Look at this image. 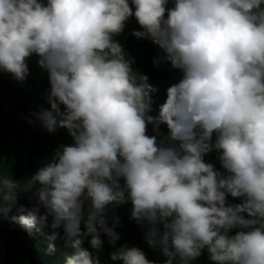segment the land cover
Instances as JSON below:
<instances>
[{
	"label": "clouds",
	"instance_id": "obj_1",
	"mask_svg": "<svg viewBox=\"0 0 264 264\" xmlns=\"http://www.w3.org/2000/svg\"><path fill=\"white\" fill-rule=\"evenodd\" d=\"M168 3L0 0V70L23 82L36 55L50 108L30 116L73 141L29 179L0 176V214L15 206L26 215L12 219L26 230L62 229L74 249L66 264H100L83 243L100 250L103 234L115 244L110 206L128 201L129 219L147 226L164 264H193L204 249L214 264H264V0ZM129 17L142 29L133 37L162 49L153 65L182 72L156 116L148 115L156 89L113 39ZM161 124L168 133L159 141L146 134L152 125L159 135ZM213 150L225 175L204 161ZM229 195L241 203L227 204ZM110 258L154 264L135 246Z\"/></svg>",
	"mask_w": 264,
	"mask_h": 264
},
{
	"label": "trees",
	"instance_id": "obj_2",
	"mask_svg": "<svg viewBox=\"0 0 264 264\" xmlns=\"http://www.w3.org/2000/svg\"><path fill=\"white\" fill-rule=\"evenodd\" d=\"M167 6H172V0H169ZM133 31H142V29L134 17H129L123 31L113 39L121 45L125 59L130 61L132 70L137 74L146 75L149 85L156 89L155 94H151L154 101L153 111L148 113L156 116L158 106L166 100V89L179 82L182 72L179 69H172L170 64L162 63L158 67L154 66L152 60L158 55H163L162 49L149 39L133 37ZM38 59L36 55L27 59L29 75L23 82L0 77V176L11 177L21 182L31 178L40 168L46 166L61 146L73 144L66 129L59 128L54 134H50L30 116L41 108H50L46 102V96L50 92L48 74L38 66ZM60 107L63 110V105ZM29 120L32 122L29 123ZM159 133L157 135L152 125H147L146 134L156 135L158 141L167 135V126L161 124ZM214 140L215 136L213 142ZM218 155L213 150L204 156V161L211 163L215 170L225 175ZM120 182L123 184V180ZM27 197L28 194L21 193L18 203L29 207ZM226 203L239 204L241 198H233L229 195L226 197ZM131 207L130 201L122 205L110 206L119 219L114 230L120 238L115 244H109L107 237L101 234L103 243L100 250L91 249L87 238L83 247L97 257L100 264H123L120 260L113 261L110 258V254L121 246L138 247L145 253L146 259L153 261L154 264H164L166 257L159 248H150L146 242L147 226L141 228L134 220L129 219ZM20 215L26 213L17 211L15 206L7 214H0V264H66L67 259L73 255L74 249L67 241L63 230L52 229L50 222L44 225L38 223L31 230H26L12 219ZM245 217L247 218L246 214ZM108 225L112 226L111 218L108 220ZM81 228L83 230V225ZM162 231L161 227L160 232ZM235 231L232 230V234ZM193 264H214V262L209 259L207 249H204Z\"/></svg>",
	"mask_w": 264,
	"mask_h": 264
},
{
	"label": "rangeland",
	"instance_id": "obj_3",
	"mask_svg": "<svg viewBox=\"0 0 264 264\" xmlns=\"http://www.w3.org/2000/svg\"><path fill=\"white\" fill-rule=\"evenodd\" d=\"M0 77L2 79H13V78H11V75L9 76L7 73L3 72L2 70H0ZM18 85L20 86L21 84H18Z\"/></svg>",
	"mask_w": 264,
	"mask_h": 264
}]
</instances>
